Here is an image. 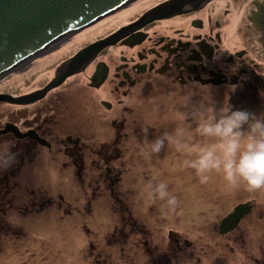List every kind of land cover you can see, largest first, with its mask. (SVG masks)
<instances>
[{"label": "flooded vegetation", "instance_id": "af4514ba", "mask_svg": "<svg viewBox=\"0 0 264 264\" xmlns=\"http://www.w3.org/2000/svg\"><path fill=\"white\" fill-rule=\"evenodd\" d=\"M164 1L167 0H133L12 72L21 73L37 65L27 88L20 85L19 92L0 93L18 96L38 91L53 82L57 68L80 48L112 35L111 43L40 97L28 103L0 101L12 108L0 115V156L15 157L11 166L0 169V243L9 236L18 239L23 230L19 218L44 214L50 208L53 196L47 189L51 188L35 187L41 173L47 172V177L54 179L57 167L63 171L70 168L82 193L79 198H84L85 184L91 195L99 194L102 182V192L107 189L115 203L137 192L135 180L145 184L140 171L121 167L141 165L147 178L150 170L145 167L158 161L157 155L151 153V143L146 141L162 136L165 127L152 132V116L143 118L141 128L133 125L138 99L156 90L157 83L166 85L160 91L176 96L228 97L233 103H248L256 106V111L264 110V54L258 53L248 26L254 24L264 31V5L249 15V0H187L159 12L153 19L144 16ZM88 27L95 31L83 45L71 51L74 44L58 52L60 44ZM259 43L264 46V40ZM57 56L63 57L54 60ZM186 122L195 127L191 117ZM130 136L139 142H129ZM125 172L127 178L123 179ZM67 182L66 174L62 187ZM62 194L61 191L56 196L61 198ZM247 201L251 203V213L254 204ZM80 207L75 210L78 212ZM124 208L125 227L145 226L132 216L126 201ZM224 216L215 228L222 237L239 225L220 233L218 224ZM145 258L155 261L157 256Z\"/></svg>", "mask_w": 264, "mask_h": 264}, {"label": "rangeland", "instance_id": "374dc122", "mask_svg": "<svg viewBox=\"0 0 264 264\" xmlns=\"http://www.w3.org/2000/svg\"><path fill=\"white\" fill-rule=\"evenodd\" d=\"M84 31L88 33L82 32L73 41L60 44L58 52L68 50L74 44L71 51L77 50L95 30L88 27ZM61 57L57 56L54 60ZM36 67L33 64L24 72L12 73L15 72L12 70L4 78L2 76L0 92H19L20 85L27 88L26 83L33 77ZM162 86L166 87L162 82L157 83L156 90L149 92L150 95L140 97L138 102L136 100L138 114L133 125L141 128L143 118L152 116L155 122L152 123V132L163 126L165 129L162 135L173 134L176 129L184 127L190 138V147L215 141L195 135L196 121L195 127H192L191 123L186 122L187 119H181L183 114L191 110L189 102L215 100L224 105L231 103L236 107L258 110L252 104L233 103L228 97L210 96L203 99L181 96V93L176 96V93L160 91ZM6 106L0 104V115L12 109ZM161 122L162 125L159 124ZM152 141L147 140L146 143ZM129 142L139 140L130 136ZM186 158L187 153L181 155L173 146L166 144L156 157L158 161L145 167L150 170L147 178L142 173L141 165L121 167L137 173L140 171L139 176H144L145 184L152 179L151 176L168 183L169 191L179 199L177 212L166 215L164 202L153 203L143 190L145 184L135 180L133 187L137 192L131 196L126 194L124 202L128 204L132 216L145 226L138 225L134 229L125 227L127 213L124 202L120 200L123 202L121 205L118 200V203L111 201L108 190L102 192V182L99 194L95 196L89 193L85 184L86 193L81 199L79 196L82 193L78 191L74 172L70 168L63 171L57 167L54 179L52 176L49 179L47 172L41 173L35 187L51 188L47 189L48 194L53 196L48 204L50 208L44 214L37 213L18 219L23 230L19 232L17 240L9 236L0 243V264H154L145 255L167 254L169 248L175 250L174 245L179 250V256L178 261H171V264H264L261 260L262 256L264 258V189L249 192L243 184L234 188L219 173H212L210 181L202 185L194 170L183 166ZM66 174L68 182L62 187V177ZM126 175L125 172L123 179L127 178ZM61 191L63 197L58 198L56 195ZM246 200L254 204V209L239 223L236 230L226 237L219 236L215 231L219 219L238 202ZM80 204H83V208ZM77 206L80 207L78 212L75 210ZM179 244L182 247L179 248Z\"/></svg>", "mask_w": 264, "mask_h": 264}, {"label": "clouds", "instance_id": "9594fccd", "mask_svg": "<svg viewBox=\"0 0 264 264\" xmlns=\"http://www.w3.org/2000/svg\"><path fill=\"white\" fill-rule=\"evenodd\" d=\"M249 4L251 15L259 11L264 0H249ZM248 26L258 53L264 54V46L259 43L264 40V31L254 24ZM189 105L190 112L181 119H194L195 135L215 142L190 147L186 129L181 127L173 134L155 138L150 144L151 153L158 155L166 144L181 155L187 153L183 166L194 170L202 185L210 181L212 173H219L234 188L243 184L249 192L264 189V110L224 105L215 100L189 102ZM14 160L11 154L0 156V169L11 166ZM143 190L153 203L164 202L166 215L177 212L179 199L169 191L168 183L152 178Z\"/></svg>", "mask_w": 264, "mask_h": 264}, {"label": "water", "instance_id": "95a60500", "mask_svg": "<svg viewBox=\"0 0 264 264\" xmlns=\"http://www.w3.org/2000/svg\"><path fill=\"white\" fill-rule=\"evenodd\" d=\"M133 0H0V78L28 64L34 56L57 46L90 23L97 21ZM187 0H167L148 10L144 16L181 6ZM112 35L96 40L63 62L53 82L25 95L0 93V101L28 103L77 72L87 59L111 43ZM249 201L236 204L219 222L220 233L233 229L251 210Z\"/></svg>", "mask_w": 264, "mask_h": 264}, {"label": "trees", "instance_id": "16d2710c", "mask_svg": "<svg viewBox=\"0 0 264 264\" xmlns=\"http://www.w3.org/2000/svg\"><path fill=\"white\" fill-rule=\"evenodd\" d=\"M174 238H177V241L179 240L178 237H174ZM175 247V250L171 248L168 249V253L167 254H154V256H157V259L154 261L155 263L154 264H171V261L173 263H176L178 261V256H179V253H178V248L174 245ZM178 247H182V244H179ZM264 254V253H263ZM261 260L264 262V258L262 256ZM178 264V263H177Z\"/></svg>", "mask_w": 264, "mask_h": 264}, {"label": "bare ground", "instance_id": "6f19581e", "mask_svg": "<svg viewBox=\"0 0 264 264\" xmlns=\"http://www.w3.org/2000/svg\"><path fill=\"white\" fill-rule=\"evenodd\" d=\"M46 52H47V51H46ZM44 53H45V52H44ZM42 54H43V53H42ZM38 56H39V55H38ZM15 71H16V70H15ZM59 85H60V84H59ZM50 89H51V88H50ZM50 89H49V90H50ZM49 90H47V91H49ZM45 93H46V92H45Z\"/></svg>", "mask_w": 264, "mask_h": 264}]
</instances>
